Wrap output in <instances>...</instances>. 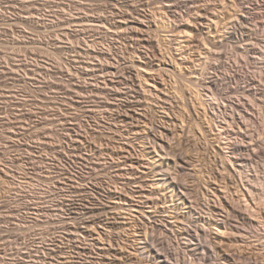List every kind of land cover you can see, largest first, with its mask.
<instances>
[{"label": "rangeland", "instance_id": "rangeland-1", "mask_svg": "<svg viewBox=\"0 0 264 264\" xmlns=\"http://www.w3.org/2000/svg\"><path fill=\"white\" fill-rule=\"evenodd\" d=\"M246 1L233 38L239 0H0V264H163L151 234L199 264L195 226L209 264H264V0ZM224 99L251 104L255 144L235 149Z\"/></svg>", "mask_w": 264, "mask_h": 264}, {"label": "bare ground", "instance_id": "bare-ground-1", "mask_svg": "<svg viewBox=\"0 0 264 264\" xmlns=\"http://www.w3.org/2000/svg\"><path fill=\"white\" fill-rule=\"evenodd\" d=\"M246 1V0H245ZM244 1V2H245ZM256 1V0H255ZM189 2H191V1H189ZM243 2V0H239V4L242 6L241 7V9L242 8H245V9H243V10H245L244 12H246V14L244 13V15L242 16L241 14V20L239 19V21L236 23V26L235 25H232L233 27L231 28V31L230 30H228L227 31V33L229 34V36L231 35L232 37L233 36H235V38H237L236 36L239 34L238 33V31L236 32V29L238 28L237 26H243L244 24H250V17L248 16V13L250 12H248L247 11V6H246V3H244ZM247 2V1H246ZM249 2V1H248ZM264 2V1H263ZM186 4V3H185ZM249 5H250V3H249ZM257 5V4H256ZM175 6V5H174ZM186 6V5H185ZM181 7V6H180ZM189 7H191V6H189ZM264 7V6H263ZM187 8V7H186ZM249 8V7H248ZM176 9V8H175ZM180 8H178V10H179ZM259 9V8H258ZM174 10V9H173ZM182 10H183V8H182ZM189 11H190V9H189ZM252 11V10H251ZM178 11H177V9H176V11H174L173 13H177ZM253 13V12H252ZM250 15V14H249ZM259 18V17H258ZM262 19V18H261ZM263 20V19H262ZM260 21V20H259ZM255 22V21H254ZM235 24V23H234ZM251 25V24H250ZM264 27V26H263ZM247 28V27H246ZM134 29H138V27H135ZM238 30V29H237ZM249 31V30H248ZM252 31H254L253 29H252ZM246 32V31H245ZM255 35V34H254ZM234 38V37H233ZM250 38V37H249ZM246 39V38H245ZM258 40V39H257ZM260 41V40H259ZM220 43V42H219ZM221 45V44H220ZM213 46H215V45H213ZM223 46V45H222ZM216 47V46H215ZM214 48V47H213ZM219 48V47H218ZM221 48V47H220ZM242 48V47H241ZM212 50H214V49H212ZM248 51H249V49H248ZM214 52V51H213ZM215 52H217V51H215ZM251 53H252V50H251ZM217 56L219 57V60L222 62V61H224L223 59H224V55L225 54H223L222 52L220 53H218L217 52ZM251 55V54H250ZM215 57V56H214ZM228 58V57H227ZM217 60V59H216ZM220 62V63H221ZM226 63V62H225ZM217 64V63H216ZM217 65H219V64H217ZM212 66V65H211ZM215 66V65H214ZM215 68V67H214ZM218 69H219V67H218ZM221 73V72H220ZM224 78V77H223ZM220 84H221V78L216 74V73H213V74H209L208 75V77H207V82H206V87H207V89H208V91L209 92H211L212 94H214V95H216L217 94V91L219 92L220 91V88L222 87H219L220 86ZM258 84V83H257ZM130 87V86H129ZM246 90V89H245ZM247 92H248V94L249 95H253V96H258V95H260V94H262V90L261 89H256V88H248L247 89ZM220 93V92H219ZM220 95V94H219ZM218 99V98H217ZM219 100V99H218ZM256 100V99H255ZM223 104V105H222ZM237 104V103H236ZM244 104V103H243ZM220 106H222L223 107V109L221 110V112H220V117H222V119H224L225 121H227V122H230V123H235V126H236V124H237V126L235 127V126H233V127H235L234 128V130H232V133L234 134V135H236V136H238V137H240L241 138V140H242V142H240V141H237V142H235L234 144V147H235V149H240L242 146H244V144H246V143H250L251 144V142L253 143V141L255 142V138H256V133H255V131H253V132H249L248 131V128L250 127L249 125H248V122L249 121H254L255 122V120H256V118H255V116H254V114L251 112V111H249L250 109H251V104L250 103H246V106H247V108H245L244 106L242 107L241 105H236L235 107H237V109H239L238 111L239 112H237L236 111V108L234 109V111L232 110V111H228L229 110V107H230V104L227 102V100L226 99H224L223 100V103H222V101H221V103H220ZM254 106V105H253ZM138 119H141V117L139 116V118ZM234 125V124H233ZM251 125V124H250ZM247 126H249V127H247ZM155 127V126H154ZM152 128L151 130H150V134H149V137L152 139V141L156 144V145H158V146H160V147H162V148H169V143H167V141H166V131H165V129H161L160 131H158V130H156L155 128ZM233 135V136H234ZM253 144H255V143H253ZM252 145V144H251ZM251 145H250V147H251ZM253 147V146H252ZM170 148H171V146H170ZM247 149V148H246ZM169 150V149H168ZM255 150V149H254ZM241 151V150H240ZM252 151V150H251ZM241 154V153H240ZM242 156H243V154H242ZM242 156H240V157H236L237 159H235V161L237 160V161H241L242 163H243V161L245 162V160H244V157L242 158ZM246 157V156H245ZM236 161V162H237ZM250 161V160H249ZM237 163H239V162H237ZM246 166V165H245ZM254 188V187H253ZM250 191L252 192V194H254V191L253 190H251L250 189ZM263 194V193H262ZM259 195H261L260 193H259ZM261 198V197H260ZM253 199H255V200H257V199H259V196H258V194H255V195H253ZM80 200V199H79ZM85 200V199H84ZM93 200V199H92ZM91 201V200H90ZM89 201V202H90ZM80 202V201H79ZM88 202V201H87ZM88 204V203H87ZM87 204H84L83 202H80V203H76V202H73V204H72V206H70L71 208H69L70 210L69 211H71V213H80L81 214V211H83L84 210V212L85 213H87V215H88V213H92L93 214V212L95 211L94 209H96L95 208V202H90L89 203V205H87ZM224 208L226 209V211L227 212H230V211H232V212H237V210H236V208L234 207V206H232V205H229V204H225V206H224ZM264 211V210H263ZM83 212V213H84ZM82 213V214H83ZM89 216V215H88ZM228 216H229V214H228ZM89 217H92V215L91 216H89ZM88 217V218H89ZM263 217H264V212H263ZM223 219H222V222L226 225V224H229L230 222H229V218L228 217H222ZM153 228H154V226H152V230H153ZM194 229V228H193ZM152 230H149L150 232H152ZM154 230H155V228H154ZM189 230V229H188ZM148 230H147V232H149ZM193 231V230H192ZM191 230H190V232H192ZM188 233L189 235V237H190V240L191 241H195V243L194 244H196V248H200L201 250L203 249V250H205L204 252H206V254H204V256L200 259L202 262H200L199 264H209V260H208V256L210 255L209 253H211V249H210V247L209 246H207V244H206V242L207 241H205V236H206V234H205V231L203 230V229H201V227L200 226H195V231L193 232V233ZM153 233V232H152ZM149 234V233H148ZM151 234V233H150ZM160 239V238H159ZM189 240V239H188ZM160 241V240H159ZM193 244V245H194ZM148 246H149V248L148 249H150L149 250V252H150V254H152L153 255V257L154 258H156V259H159L163 264H183V257H182V255L181 254H179L178 252H176V251H172L171 249H169L167 246H165L163 243H161V242H158V239L156 238V236L155 235H150V241H149V244H148ZM167 247V248H166ZM212 251H213V249H212ZM214 252V251H213ZM212 252V253H213ZM209 254V255H208ZM211 255H213V254H211ZM221 255H222V258H220V259H222L223 261L221 262L220 261V263H213V264H237V262L239 263H242L241 262V260L240 261H238L237 260V256L236 255H230V254H227V253H221ZM215 256V255H214ZM211 258H212V256H211ZM214 258V257H213ZM215 259V258H214ZM238 259H239V257H238ZM244 263H245V261H244ZM247 264H257L256 262H255V260L254 261H252V260H248L247 262H246ZM211 264V263H210Z\"/></svg>", "mask_w": 264, "mask_h": 264}]
</instances>
